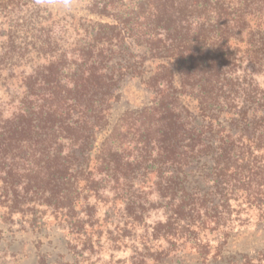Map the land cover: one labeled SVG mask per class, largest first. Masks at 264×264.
<instances>
[{
	"label": "trees",
	"instance_id": "16d2710c",
	"mask_svg": "<svg viewBox=\"0 0 264 264\" xmlns=\"http://www.w3.org/2000/svg\"><path fill=\"white\" fill-rule=\"evenodd\" d=\"M80 246L264 264V0H0V260Z\"/></svg>",
	"mask_w": 264,
	"mask_h": 264
},
{
	"label": "rangeland",
	"instance_id": "374dc122",
	"mask_svg": "<svg viewBox=\"0 0 264 264\" xmlns=\"http://www.w3.org/2000/svg\"><path fill=\"white\" fill-rule=\"evenodd\" d=\"M80 14H83V13H80ZM132 84L130 86L129 89H127L128 91V97H129V101H131L132 104L134 105H141L143 102H144V99L147 98V95H146V91L144 90V88H141L139 87L138 85V80L137 79H134L131 81ZM10 92L12 94H14V88L11 87L10 89ZM127 100V99H126ZM124 105L125 107V104H122V106ZM109 133L108 132H105L103 131L102 133H100L97 138H96V145L94 147V155H96L98 153V149L100 148L101 144L106 141V137ZM98 210L97 211V214L99 216V218L101 219L100 223H102V214H103V211L105 209V206H104V199L100 200L98 202ZM39 214L41 215V212H39ZM155 212L152 214L151 218L149 219V223L155 219ZM49 216L48 215H45V219H47ZM54 217L51 216L50 219H49V223L48 224H54ZM102 226L104 225L103 223L101 224ZM101 229V227H100ZM104 231H106V228H104ZM58 234L56 235V237H54V239L56 240V242H58V247H62L63 245H65V239L66 240H73L74 239V236H69L67 235L68 231L65 233V235L63 234V232H65L64 230H60L58 231ZM63 234L65 237H60L61 234ZM67 235V236H66ZM106 234L104 232V234L102 235V238H101V243L102 244H105L106 243ZM210 238L212 239V244H216V241L214 240L215 238L213 236H210ZM96 239V238H95ZM250 240L254 241V242H258L256 241V238H250ZM256 244V243H255ZM96 245V243H95ZM129 245H134V243H130ZM136 245L138 247H141V239L140 238H137L136 239ZM248 246V245H247ZM77 251H80L82 252V255L79 254V256H77L76 254H73V250H71V256L77 258L78 257V260H79V264H131L132 260H131V256H133L134 254L132 253V249L127 246L126 248L118 251L115 253L113 259L110 257V255L108 253H106L104 250L103 251H85L79 247L76 248ZM5 263L3 260H0V264H3ZM185 264H196V258L195 257H189L186 259L185 261Z\"/></svg>",
	"mask_w": 264,
	"mask_h": 264
}]
</instances>
